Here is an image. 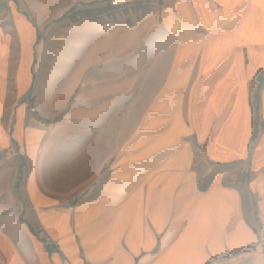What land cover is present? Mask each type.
Segmentation results:
<instances>
[{
	"label": "crops",
	"instance_id": "1",
	"mask_svg": "<svg viewBox=\"0 0 264 264\" xmlns=\"http://www.w3.org/2000/svg\"><path fill=\"white\" fill-rule=\"evenodd\" d=\"M10 1L19 45L0 22V151L19 161L0 264H264V0H165L132 24L86 20L65 41L58 26L44 45L41 29L97 0ZM73 94L101 109L53 122ZM260 97L264 122V84Z\"/></svg>",
	"mask_w": 264,
	"mask_h": 264
},
{
	"label": "rangeland",
	"instance_id": "2",
	"mask_svg": "<svg viewBox=\"0 0 264 264\" xmlns=\"http://www.w3.org/2000/svg\"><path fill=\"white\" fill-rule=\"evenodd\" d=\"M19 1V0H14ZM11 1L10 0H0V22L2 24V27L4 31H7L12 37L15 34L14 32V26L12 22L11 17ZM165 5V0H137L132 3H127L125 5L117 6L113 4L112 0H97V1H91V2H80L72 7H70L68 10H66L63 15H61L59 18L55 19L54 21L50 22L47 26H45L43 29H41V34L39 35L38 39V45H44V42L48 40V38H45L48 31L52 32L54 29H56L58 26H60V30L66 32L64 35V41L68 37V31L71 28H73L76 25L82 24L86 20H95L98 22L111 20V21H127L129 24H132L133 20H140L142 16L147 14L149 11L158 12L161 10ZM105 10V12H102V10ZM28 14V13H27ZM28 16H30L28 14ZM63 38V35L61 36ZM60 38V39H62ZM59 39V41H60ZM11 44L14 48L18 47L17 37L11 38ZM58 41V44H59ZM47 44V43H46ZM56 44V47L59 46ZM48 45H50V41L48 42ZM54 45V44H51ZM59 47L57 49V54L54 53L52 49H49V55L48 58H52L55 55H59ZM246 58L248 62L249 55L246 53ZM39 59V58H38ZM36 58V61H38ZM37 63V62H36ZM49 61H47V66L49 65ZM264 70V69H263ZM38 63L35 64V75H38ZM262 70H260L254 77V108H255V121H258V127L260 129L261 126H263L264 122H261L259 118V108H260V99L258 100V107L256 110L255 105V94H256V86H257V80L256 77L261 73ZM264 71L262 72V74ZM36 77V76H35ZM139 88V87H138ZM142 92L138 97V102H136L139 105L143 106L145 103L149 100V91L150 87L147 84L146 86L140 87ZM258 88V87H257ZM76 94V93H75ZM73 94L71 97V100L67 102V107L60 112L59 116L54 117L52 120L53 122H60V121H66L70 123L69 121H73V125H81L84 124L87 120V116L84 114L85 110H100L101 109V99L102 97H75L76 95ZM87 99V101H86ZM26 103L29 106L31 112L32 109H36L34 104H37V96H35L34 92H31L29 96L26 99ZM78 111V113L82 114V116L78 117H72L73 119H70L71 116H69V112L71 109H75ZM36 111V110H35ZM34 111V112H35ZM85 115V117H84ZM93 115V114H92ZM94 119L95 116H93ZM91 118V117H90ZM134 118L126 117V124L127 126H133ZM77 121H79L77 123ZM260 133V132H259ZM259 136V134H258ZM258 138V137H257ZM256 138V139H257ZM16 147H12L5 151H0V224H6L12 221L13 214L11 211L14 209L13 206L15 205V202H17V198H12L11 193L8 190V183H7V172L8 170L12 169L13 164H18V158L16 156ZM16 156V157H15ZM15 157V158H14ZM17 218V217H16ZM10 219V220H9ZM23 220V219H21ZM32 228V227H30ZM45 245L49 251H56L58 249L57 243L51 239L50 237H46L44 239Z\"/></svg>",
	"mask_w": 264,
	"mask_h": 264
},
{
	"label": "trees",
	"instance_id": "3",
	"mask_svg": "<svg viewBox=\"0 0 264 264\" xmlns=\"http://www.w3.org/2000/svg\"><path fill=\"white\" fill-rule=\"evenodd\" d=\"M102 12H105V10L103 9ZM263 84H264V73L261 74L260 77H259L258 89H257V92L255 94L256 110H257V107H258V100H259V97H260V89L263 86ZM263 127H264V124H263ZM259 132H260V129L258 127V121H255V130H254V136H253L254 140H256V138L258 137Z\"/></svg>",
	"mask_w": 264,
	"mask_h": 264
},
{
	"label": "built area",
	"instance_id": "4",
	"mask_svg": "<svg viewBox=\"0 0 264 264\" xmlns=\"http://www.w3.org/2000/svg\"><path fill=\"white\" fill-rule=\"evenodd\" d=\"M35 110H36V109H34V108L32 109L33 112H34ZM87 264H91V263H87Z\"/></svg>",
	"mask_w": 264,
	"mask_h": 264
}]
</instances>
